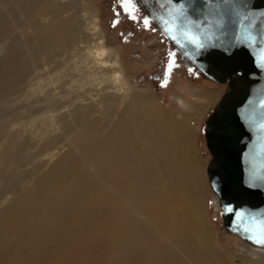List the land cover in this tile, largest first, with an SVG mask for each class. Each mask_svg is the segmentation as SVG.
<instances>
[{"label":"rangeland","instance_id":"obj_1","mask_svg":"<svg viewBox=\"0 0 264 264\" xmlns=\"http://www.w3.org/2000/svg\"><path fill=\"white\" fill-rule=\"evenodd\" d=\"M52 1L67 5L70 0ZM75 1V7L69 6L60 18L66 27L77 26L76 40L71 48L61 50L45 44L48 33L54 31L60 19L37 12L30 5L23 10L13 0H0V61L14 53L17 59L11 64L24 60L28 70L24 79L0 89V228L12 220L26 219L20 237L10 238L9 246L0 245V264L4 263L5 256H16L17 264H28L32 250L53 248L43 245L39 234L43 221L39 215L56 214L60 222L58 229L65 228L67 224L63 223L62 216L73 214L64 213L61 207L65 194L82 183L85 174L81 164H87L88 173L97 180L100 177L106 181V173L114 175L115 166L119 165L102 167L96 173L98 167L90 166L91 162L85 160L89 156L85 154L84 142L113 150V129L121 123V112L126 105L139 94L148 95L160 112L173 116L179 127L192 126V154L203 165L202 217L213 247L233 264H264L263 249L224 231L221 212L215 204L217 197L209 186L207 166L211 157L204 127L209 114L226 93V85L214 84L184 67L160 32L149 22L145 24V15L134 0ZM95 25L98 31L94 33ZM5 27L8 31H4ZM208 93L213 94V100L204 106L203 96ZM180 98L186 101L185 105L179 102ZM116 104L117 111L113 107ZM68 153L77 158L72 166L65 163ZM116 153L111 159L118 156L117 162L123 164L122 157L127 160V155L122 150ZM59 175L64 176L63 182ZM56 179L63 190L59 186L54 188ZM58 189L60 193L53 199L51 193H57ZM181 197L178 202L184 203L185 197ZM124 206L160 238L154 230L161 232L159 223H152L153 229L146 224L144 213L137 214V209ZM189 229V247L203 250L198 230ZM90 235L87 233L82 239L74 236L69 245L88 244Z\"/></svg>","mask_w":264,"mask_h":264},{"label":"bare ground","instance_id":"obj_2","mask_svg":"<svg viewBox=\"0 0 264 264\" xmlns=\"http://www.w3.org/2000/svg\"><path fill=\"white\" fill-rule=\"evenodd\" d=\"M13 2L21 8L30 5L37 12L60 19L54 31L48 33L49 40L45 42L47 46H54L61 50L73 46L78 31L77 26L66 27L60 15L69 6L74 8L75 0H70L67 5L56 1L51 2V0H13ZM93 30L94 33L98 31L96 25ZM4 31H8L7 27ZM9 57H7L9 59L0 61V89L14 81L24 79L28 74L27 63L24 60L12 65L11 63L17 59L16 54L10 53ZM217 85L224 86L225 84ZM203 98L204 106H208L213 100V94H205ZM179 102L184 104L186 101L180 98ZM117 106V104L113 106L115 111H117L115 109ZM121 118V123L113 129L114 136L113 141L111 140L113 150L107 146L103 148L100 145H93L94 143L90 146L84 142V146H87L84 149L85 154L89 156L85 160L91 162L90 166L95 164L98 167L96 173H100L98 169L102 170V167L107 168L112 164L119 165L115 166L114 175L108 173V176L106 173L104 176L106 181L103 182L98 174V180L97 177L90 176L87 164H81L82 173L85 174L81 178L82 183L74 185L71 192L65 194V203L61 207L64 213L73 215L62 216L63 223L67 224L63 230L58 229L60 222L56 214L39 215L43 221L42 232L39 233L43 245H50L53 248L48 251L46 247H43L44 250L39 248L32 250L28 255V264H233L232 260L224 257L213 247L203 221L200 203L203 193V165L201 166L192 154V126L179 127L173 116L160 112L148 95L141 94L131 99L121 112ZM119 150L127 155V160L122 157L123 164L117 162L118 156L115 160L111 159V155L117 154L116 151ZM75 159L77 161L76 157L68 153L65 163L70 165ZM63 177L60 178L59 175L62 182ZM122 177L127 180L123 181ZM56 182L57 184L53 185L54 188L59 186L62 189L63 185L60 181L56 179ZM79 191L82 193L78 194ZM59 193L58 189V192L51 193V196L55 199L56 194ZM181 196L185 197L184 203L178 202L179 198L182 200ZM217 201L218 198L215 201L216 205H218ZM125 204L132 209H137V214L144 213L145 222L151 228H153L152 223H159L161 232L153 229L160 238L149 231L134 215H131L125 208ZM55 208L58 207L53 209ZM24 218L23 220H12L0 228V245L9 246L10 238L20 237V233L23 232L21 227L26 221ZM189 228L198 230L203 250H193L189 247L190 241L187 238ZM66 230L72 233L68 232V234ZM87 233H91L88 244L82 245L81 242H77L76 247L69 245L70 238L76 236L82 239ZM89 243H92L91 251H89ZM195 244L198 245L197 242ZM5 258H3V264H17L19 261L16 256H5Z\"/></svg>","mask_w":264,"mask_h":264},{"label":"water","instance_id":"obj_3","mask_svg":"<svg viewBox=\"0 0 264 264\" xmlns=\"http://www.w3.org/2000/svg\"><path fill=\"white\" fill-rule=\"evenodd\" d=\"M182 65L225 84L204 127L224 231L264 249V0H134Z\"/></svg>","mask_w":264,"mask_h":264},{"label":"snow or ice","instance_id":"obj_4","mask_svg":"<svg viewBox=\"0 0 264 264\" xmlns=\"http://www.w3.org/2000/svg\"><path fill=\"white\" fill-rule=\"evenodd\" d=\"M132 19H133V20H135V19H136V17L133 15V16H132ZM144 22H145V24L147 25L148 21H147V20H145ZM260 242H261V243H264V240H262V241H260Z\"/></svg>","mask_w":264,"mask_h":264}]
</instances>
